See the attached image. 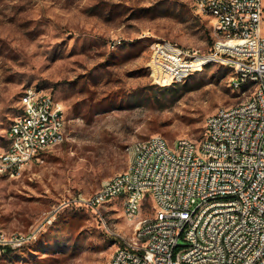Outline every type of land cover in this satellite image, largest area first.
Masks as SVG:
<instances>
[{
  "label": "rangeland",
  "instance_id": "obj_1",
  "mask_svg": "<svg viewBox=\"0 0 264 264\" xmlns=\"http://www.w3.org/2000/svg\"><path fill=\"white\" fill-rule=\"evenodd\" d=\"M165 44L206 55L212 22L189 0H0V140L27 87L51 92L67 120L62 146L21 176L0 178L1 227L41 229L22 250L0 253V264H111L135 228L119 204L101 216L79 200L129 168L136 141L200 142L209 115L246 100L221 64L157 84L150 64Z\"/></svg>",
  "mask_w": 264,
  "mask_h": 264
},
{
  "label": "built area",
  "instance_id": "obj_2",
  "mask_svg": "<svg viewBox=\"0 0 264 264\" xmlns=\"http://www.w3.org/2000/svg\"><path fill=\"white\" fill-rule=\"evenodd\" d=\"M189 1L212 22V49L199 56L158 46L150 64L155 82H182L215 63L234 72L233 91L248 95L209 115L200 142L182 138L171 145L161 135L136 141L129 168L79 200L101 216L119 204L134 226L111 264H264V0ZM66 127L52 93L27 87L0 140V178L42 163L66 142ZM147 204L150 213L142 216ZM40 231L8 233L0 224V253L22 250Z\"/></svg>",
  "mask_w": 264,
  "mask_h": 264
}]
</instances>
